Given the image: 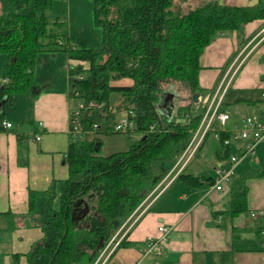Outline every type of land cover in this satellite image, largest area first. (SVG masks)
Here are the masks:
<instances>
[{
	"label": "trees",
	"instance_id": "1",
	"mask_svg": "<svg viewBox=\"0 0 264 264\" xmlns=\"http://www.w3.org/2000/svg\"><path fill=\"white\" fill-rule=\"evenodd\" d=\"M53 1L0 0V55H6L3 76L9 79L0 85V130L4 105L13 94L39 93L35 61L40 52L64 51L77 60L68 66L71 97L106 105L83 110L82 129L72 132L65 153L69 177L53 180L46 190H29L28 214L42 217L44 235L29 251L13 256L17 264L22 255L29 264H94L116 231L169 174L199 128L206 105L196 104L194 95L209 92L199 83L202 51L218 32L264 18V0L242 6L219 0H94L95 23L103 28V38L93 49L69 44L65 21L48 14ZM76 74L83 77L75 80ZM123 78L132 83H113ZM166 91L179 103L173 100L174 114L163 121L158 104ZM182 92H188L189 99ZM114 94H119L115 102ZM129 110L135 111L140 137L128 150L103 155L99 134L115 132L119 112ZM152 123L158 130L149 131ZM16 134L19 162L26 165L27 136ZM227 137L219 132L222 148H228ZM229 154L227 149L225 156ZM252 175L233 180V215L247 209L245 182ZM176 178L189 188L210 180L185 170ZM15 225L11 216L6 229Z\"/></svg>",
	"mask_w": 264,
	"mask_h": 264
},
{
	"label": "crops",
	"instance_id": "2",
	"mask_svg": "<svg viewBox=\"0 0 264 264\" xmlns=\"http://www.w3.org/2000/svg\"><path fill=\"white\" fill-rule=\"evenodd\" d=\"M219 1L242 6L259 0ZM52 7L56 12L65 13L55 18L65 21L69 44L78 49L100 45L103 28L95 23L94 0H54ZM5 62L0 63V85L4 80ZM199 62V83L209 91L206 94L229 82L221 107L230 117L225 125L216 120L198 147L185 155L179 166L192 173L187 170L192 159L205 158L209 165L197 166L199 173L193 174L210 180H203L204 184L198 188H189L176 177L169 179L121 226L116 237H123L122 240L99 264H154L156 260L159 264H264V245L259 235L264 218L251 216L252 210L264 209V140L256 145L254 154L240 158L223 190L212 187L216 166L221 160L229 159L233 152L241 154L244 146L243 140L235 139L228 145L229 156H225L227 149L218 140L219 132L231 136L247 116L260 118L264 112V18L246 22L238 30L218 32L202 51ZM69 64L78 62L70 60L64 51L38 53L35 82L39 93L23 94L14 100L11 109L16 114L20 111L17 123L7 115L3 119L13 127L3 126L0 130V220L4 221L0 226V243H13L14 247L20 243L26 245L25 250L0 251L5 264H17L13 254L26 253L44 235L40 227L42 217L28 214L29 190H46L53 180L69 177L65 153L72 136L70 114L77 106L76 99L70 95ZM113 83L128 85L132 79ZM170 93L166 91L159 100L158 111L163 121L171 119L175 111L172 105L176 96L169 98ZM118 98L113 97L114 102ZM195 102L201 104L199 99ZM126 113L121 112V117ZM17 131L27 136L23 154L26 165L19 162L21 146ZM36 133L41 135L39 140L34 137ZM249 173L255 175L245 182L247 209L233 215V180ZM141 211L144 212L138 217ZM10 214L16 225L8 231ZM161 224L173 227L163 253L143 255L146 240L160 235ZM19 264H29L24 255Z\"/></svg>",
	"mask_w": 264,
	"mask_h": 264
},
{
	"label": "built area",
	"instance_id": "3",
	"mask_svg": "<svg viewBox=\"0 0 264 264\" xmlns=\"http://www.w3.org/2000/svg\"><path fill=\"white\" fill-rule=\"evenodd\" d=\"M83 75L76 74L74 75V79H80ZM9 79L8 77H5L3 82H7ZM229 82L227 83H221L216 89L215 93L214 91L209 94L199 95V101L202 105H206V111L204 113L202 122L199 126V128L196 130L192 140L190 141L188 147L183 152V156L181 155L178 161L176 162L175 166L172 168V170L169 172V174L162 180V182L158 185V189L160 190L163 188L161 185L162 183H165L167 178H175L177 175L182 171V167L179 166L182 158L189 154L190 151L195 150L200 140L204 139L206 136V133L210 131V128L212 127L213 123L218 120L222 125H225L227 120L229 119L230 115L228 112L220 110L221 107V101L223 99V96L225 95V92L228 88ZM203 102V103H202ZM106 103L104 101L97 102V101H91L88 104H86L84 101H80L77 106L72 110L70 114V127L71 131L74 133H78L82 129V112L84 109L89 108H100L105 106ZM136 114L134 110H129V112L126 113V115H123L122 117L117 120L115 123V126L113 128L116 132H124L128 133L132 136L138 135L136 131V120H135ZM3 126L7 129L12 128L13 124L10 121L3 120L2 122ZM97 127V125H94ZM158 130L157 123H152L149 127V131H156ZM37 140L41 138V135L39 133H36L34 136ZM237 139L244 141V146L242 153L239 152H233L229 159L221 160L220 163L216 166V169L214 171L213 175V185L212 187L216 190H223L225 184L231 180L235 173V166L240 160V158L245 154H254L256 145L264 140V112L262 113L260 118H256L254 116H247L245 119H243V122L240 126V128L237 131H233L231 136L229 135L227 138L224 139V143L226 145H230L232 141ZM162 186V187H161ZM159 190V191H160ZM147 200H145L139 208H143V204L146 203ZM138 208V209H139ZM144 211H141L139 213L140 217L143 214ZM251 216L253 217H263L264 218V209H254L251 211ZM173 227L168 226L165 224H161L158 227L159 236L156 237H149L146 240V246L142 249L143 255H147L150 253H153L155 255H161L165 249L166 242L169 236V233L172 231ZM120 232V231H119ZM118 234V233H117ZM117 234L108 242V244L105 246L103 251L101 252V255L98 257V259L94 262V264H99V262L104 258L107 257L116 247L117 243H119L123 237L117 238ZM259 235L261 238V242L264 245V223L259 228ZM154 264H159V262L156 260Z\"/></svg>",
	"mask_w": 264,
	"mask_h": 264
},
{
	"label": "rangeland",
	"instance_id": "4",
	"mask_svg": "<svg viewBox=\"0 0 264 264\" xmlns=\"http://www.w3.org/2000/svg\"><path fill=\"white\" fill-rule=\"evenodd\" d=\"M204 1L207 0H198V3H203ZM48 14L50 16V19H54L55 17H57L58 15H65V13H60V12H56L55 8L52 7L49 11ZM0 61H6V55L2 54L0 55ZM0 62V63H1ZM185 98L189 99L190 94L187 92H182ZM23 94H13L11 96V99L6 103L5 106V111L6 114L9 118L13 119L16 123L18 119V116H20V111L17 112V114L15 113L14 109H11V106H13V102L17 97H21ZM119 94H114V99L116 97H118ZM15 97V98H14ZM13 99V100H12ZM80 99H76L77 104L80 102ZM177 101V99H176ZM179 103V101H177ZM121 117V112H119L118 116H117V120H119V118ZM140 136L139 135H130L128 133H124V132H102L99 134V138L102 141V147H101V153L103 155H107V154H111L113 152H117V151H124V150H128L132 144V142L135 139H138ZM193 161L190 163L189 167H188V171L190 172H197L199 173L198 170H196L197 166H207L209 165L210 162H208L205 158H201L200 156L197 158L192 159ZM171 179V177H169L166 182ZM165 182V183H166ZM165 183H162L161 185H164ZM158 190V187L156 189H154L151 193H149L146 197L145 200H148L156 191ZM144 200V201H145ZM4 221L0 220V226L3 225ZM118 231V230H117ZM116 231V233H117ZM6 233V232H5ZM116 233L114 234V236L116 235ZM4 236H9V234H2ZM113 236V237H114ZM13 243H9V242H2L0 243V251H2L3 253H5V251H9V248H13V251L16 250H25L26 249V245H22L21 243L18 244L16 247H12ZM1 253V252H0ZM101 255V254H100ZM99 255V256H100ZM0 264H5L4 262V255L0 254Z\"/></svg>",
	"mask_w": 264,
	"mask_h": 264
},
{
	"label": "water",
	"instance_id": "5",
	"mask_svg": "<svg viewBox=\"0 0 264 264\" xmlns=\"http://www.w3.org/2000/svg\"><path fill=\"white\" fill-rule=\"evenodd\" d=\"M164 93H165V92H164ZM164 93H163V94H164ZM163 94H162V95H163ZM172 97H174V94H173V93H170V94H169V98H172ZM161 98H162V97H161ZM162 99H163V98H162ZM194 99L197 101V100L199 99V94H195V95H194ZM1 105H2V102H0V111L2 110ZM172 107H173V105H172Z\"/></svg>",
	"mask_w": 264,
	"mask_h": 264
}]
</instances>
